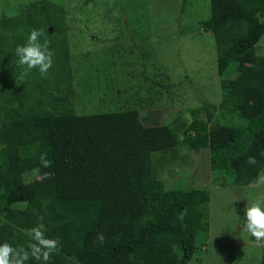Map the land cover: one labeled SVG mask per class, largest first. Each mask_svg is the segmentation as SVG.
<instances>
[{"label": "trees", "instance_id": "16d2710c", "mask_svg": "<svg viewBox=\"0 0 264 264\" xmlns=\"http://www.w3.org/2000/svg\"><path fill=\"white\" fill-rule=\"evenodd\" d=\"M69 11L37 0L0 16V243L27 248V230L43 224L45 236L60 242L48 264H189L196 234L208 227V189L165 188L151 158L178 144L151 118L161 106L170 109L167 100L178 99L181 81L162 67L139 66L131 59L137 46L123 32L110 37L113 48L130 52L113 82L106 64L84 66L89 53L74 55L80 14ZM208 11L199 28L213 38L216 76L228 79H220L211 113L186 120L183 143L206 151L208 180L217 175L229 187L246 186L263 168L264 56L254 46L264 34V0H208ZM32 29L43 33L41 43L49 41L53 65L47 75L33 69L20 81L14 52ZM147 46L140 47L144 58ZM85 97L120 104L97 112L91 103L86 111L77 105ZM41 155L51 167L42 166ZM37 168L54 176L41 180Z\"/></svg>", "mask_w": 264, "mask_h": 264}, {"label": "rangeland", "instance_id": "374dc122", "mask_svg": "<svg viewBox=\"0 0 264 264\" xmlns=\"http://www.w3.org/2000/svg\"><path fill=\"white\" fill-rule=\"evenodd\" d=\"M33 1L37 0H0V16H15L20 8ZM47 1L61 3L70 9L71 15L79 11L82 23L78 34L79 45L75 48L74 55L77 53L79 56L84 51L89 53L88 58L83 61L84 66L86 62L106 64L113 82L115 71L130 57L129 51L115 49L110 43L112 37L123 32L122 36L131 34L132 41L128 44L137 46L136 57L131 56V59L139 66L143 67L142 63L149 65V70L152 68L151 64L157 69L162 67L173 82L181 81L178 99L167 100L170 109L165 112L161 110V106L155 115L156 120L153 119L169 127L176 135L178 144L172 151L164 154L152 153L151 158L156 175L162 179L165 188L208 189V227L205 233L199 231L196 234L195 251L189 264H259L264 243H257L243 230L242 219L245 207L264 195V152L263 168L256 182L229 187L217 175L208 180L206 151H189L185 142L183 143L186 116L199 121L204 110L211 113V107L220 102V79H228H218L216 76L213 38L210 33L199 28V22L209 16L208 0ZM128 5L131 12L127 9ZM135 20H138L137 24ZM262 22L264 25V12ZM68 25L72 31V24L68 22ZM135 26L139 28L136 29ZM123 43L121 40L120 44ZM144 43L148 45V49L145 48L149 50L147 58L143 57L140 48ZM254 53L258 57L264 56V34L255 44ZM131 67L137 66L132 64ZM91 103L96 104L94 99L85 97L77 105L83 108L84 104L83 109L88 111L87 107ZM117 103L101 101L96 104V111H115L113 106ZM24 178V181H30V175H25Z\"/></svg>", "mask_w": 264, "mask_h": 264}, {"label": "clouds", "instance_id": "9594fccd", "mask_svg": "<svg viewBox=\"0 0 264 264\" xmlns=\"http://www.w3.org/2000/svg\"><path fill=\"white\" fill-rule=\"evenodd\" d=\"M42 34L39 29L30 30L26 42L15 48L14 54L18 58L17 64L21 68L20 81H23L33 69H37L44 76L52 68L54 53L50 50L47 39L43 43L40 42ZM186 119L190 120L191 118L186 116ZM40 161L43 167H51V162L44 155H41ZM246 163L255 164V157H248ZM34 171L41 180L51 179L54 176V173L51 172L41 174L39 168ZM242 228L257 243H264V195L245 207ZM27 232L31 237L27 248L15 249L7 242L0 243V264H26L30 258L41 261V264H48L51 255L59 248V240L47 238L44 234L43 224L31 228ZM96 240L102 244L104 242L103 234H97Z\"/></svg>", "mask_w": 264, "mask_h": 264}, {"label": "crops", "instance_id": "0c3cea01", "mask_svg": "<svg viewBox=\"0 0 264 264\" xmlns=\"http://www.w3.org/2000/svg\"><path fill=\"white\" fill-rule=\"evenodd\" d=\"M151 119H152V120H153V119H155V120H156V117H153V116H152V118H151ZM192 134H194V133L192 132Z\"/></svg>", "mask_w": 264, "mask_h": 264}, {"label": "water", "instance_id": "95a60500", "mask_svg": "<svg viewBox=\"0 0 264 264\" xmlns=\"http://www.w3.org/2000/svg\"><path fill=\"white\" fill-rule=\"evenodd\" d=\"M47 31H48V33L51 31V29L50 28H47Z\"/></svg>", "mask_w": 264, "mask_h": 264}]
</instances>
